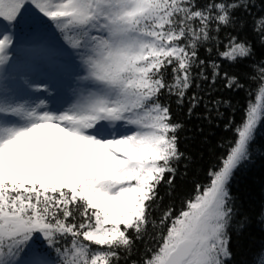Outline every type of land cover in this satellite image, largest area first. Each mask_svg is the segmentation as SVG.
<instances>
[{
  "label": "snow or ice",
  "instance_id": "1",
  "mask_svg": "<svg viewBox=\"0 0 264 264\" xmlns=\"http://www.w3.org/2000/svg\"><path fill=\"white\" fill-rule=\"evenodd\" d=\"M29 6L79 53L86 73L62 110L12 99L4 87L15 46L9 29ZM252 6V0H209L203 7L197 0H0V21L8 26L0 24V264H121L149 228L155 246L132 264H228L235 215L229 185L264 124V67L257 66L255 98L230 125L235 139L209 182L196 186L178 214L169 207L157 221L158 188L172 185L184 158L183 125L160 97L167 92L182 102L194 70L205 64L198 48L216 41L218 50L213 33L235 27L234 13ZM254 31L264 44V16L254 20ZM253 53L237 36L218 51L230 63ZM211 67L215 83L220 65ZM198 75L208 79L202 70ZM224 77L227 88L243 87L238 77ZM191 100L194 108L198 98Z\"/></svg>",
  "mask_w": 264,
  "mask_h": 264
},
{
  "label": "trees",
  "instance_id": "2",
  "mask_svg": "<svg viewBox=\"0 0 264 264\" xmlns=\"http://www.w3.org/2000/svg\"><path fill=\"white\" fill-rule=\"evenodd\" d=\"M197 2L203 7L209 0ZM252 5L247 12L240 10L234 13L237 18L235 27H221L219 33H213L220 41L218 50L216 41L198 48V58L205 61V64L194 70V85L183 101L178 102L176 95H169L167 92L160 97L161 102L169 106L172 119L183 125L178 133V149L184 154V158L176 164L177 173L172 185L162 182L158 188L159 199L152 211V217L157 221L169 207L174 210V215L178 214L184 202L195 194L196 186L209 182V171L219 167L221 157L227 154L228 142L235 139L230 125L234 126L242 120L248 101L255 98L259 84L256 69L257 66L264 67V44L254 31V20L264 16V0H252ZM28 8L34 11L33 7ZM229 36H237L250 42L254 50L252 57L238 63H230L221 58L218 51L224 50ZM213 62L220 65V75L215 83L212 81ZM201 70L208 76L207 80L199 77ZM225 73L238 77L243 87L227 88ZM253 77L257 79L254 80ZM249 93L253 95L250 97ZM193 95L198 98L194 108L191 100ZM229 188L235 215L229 229L232 256L228 264H262L264 124L259 127L250 160L235 172ZM148 232L150 234L143 241H136L132 255L122 260L121 264H132L134 260H141L146 249L155 246V230L149 228ZM52 257H55L54 253Z\"/></svg>",
  "mask_w": 264,
  "mask_h": 264
},
{
  "label": "rangeland",
  "instance_id": "3",
  "mask_svg": "<svg viewBox=\"0 0 264 264\" xmlns=\"http://www.w3.org/2000/svg\"><path fill=\"white\" fill-rule=\"evenodd\" d=\"M46 19L47 18H44L42 14H39L35 9L33 11V9L27 7L23 16L19 18V23L23 31L21 30L20 33L17 32L18 36H14V41L26 38L25 40L27 43L35 44L37 42L42 43L44 46L50 43L53 51L52 60L55 61L57 65H64L65 68H61L58 77H54L52 80H47L45 74L34 81H30L28 78L29 75L24 74L23 70L18 67V59L22 57L23 53L12 51V58L6 66L4 87L7 94L12 99L21 101L26 100L29 103H38L43 100L51 110L58 111L67 108L76 98L78 93L76 88L80 86L81 81L75 77V73L78 72L82 76L86 73L80 55L66 45H59L53 39L52 34L45 30L46 26L44 25V21ZM0 24H4L5 28L8 27L7 24L2 21H0ZM13 28L16 27L12 26L9 30ZM41 65L42 63L38 62V66ZM45 70L48 72L51 70V67L47 66ZM66 71H70V75L67 76L65 73ZM30 85H41L42 87L40 91H37L35 87H29ZM45 85L47 86V90L43 89ZM59 100L60 104L58 102ZM52 107H56L57 109H53ZM33 247H35V245H33ZM30 252L31 250H29V253ZM27 259H29L28 254L22 256V261Z\"/></svg>",
  "mask_w": 264,
  "mask_h": 264
},
{
  "label": "bare ground",
  "instance_id": "4",
  "mask_svg": "<svg viewBox=\"0 0 264 264\" xmlns=\"http://www.w3.org/2000/svg\"><path fill=\"white\" fill-rule=\"evenodd\" d=\"M25 44L31 45V49L27 52H23L22 57L18 59V67L23 70L24 74L29 75L28 78L30 79V81H34L45 74L47 80H52L54 79V77H58L61 68L64 69L65 66L62 64L57 65V63L52 60V45L50 43H47L45 44V46L47 47H45L42 43L37 42L35 44ZM43 52H45V54H42ZM40 60H43V64L41 66H38V61ZM47 66L51 67V70H49L48 72L45 70V67ZM65 73L67 74V76L70 75V71H66ZM75 77L80 80V78L83 76L80 73L76 72ZM80 87L81 84L76 88V91H79ZM58 102L60 104V100Z\"/></svg>",
  "mask_w": 264,
  "mask_h": 264
}]
</instances>
